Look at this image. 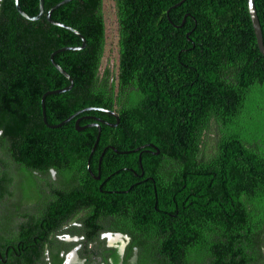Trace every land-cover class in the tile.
I'll list each match as a JSON object with an SVG mask.
<instances>
[{
	"label": "trees",
	"instance_id": "1",
	"mask_svg": "<svg viewBox=\"0 0 264 264\" xmlns=\"http://www.w3.org/2000/svg\"><path fill=\"white\" fill-rule=\"evenodd\" d=\"M61 1L45 0L44 16L31 21L15 0H0V167L27 170L36 162L22 156L45 153L55 155L48 167L65 168L61 156L91 153L96 142L97 127L78 131L72 119L54 129L43 118V95L71 84L51 54L82 45L46 18ZM181 1L115 0L116 76L101 70L104 0L58 8L52 18L87 45L55 56L74 86L47 97V121L88 107L118 115L99 114L108 124L96 152L110 145L135 152V162L143 155L153 181L140 189L147 235L135 243L147 258L151 250L149 264H264V56L248 0L174 7ZM20 3L39 13L40 0ZM255 3L264 36V0ZM126 162L122 156L117 167Z\"/></svg>",
	"mask_w": 264,
	"mask_h": 264
},
{
	"label": "flooded vegetation",
	"instance_id": "2",
	"mask_svg": "<svg viewBox=\"0 0 264 264\" xmlns=\"http://www.w3.org/2000/svg\"><path fill=\"white\" fill-rule=\"evenodd\" d=\"M102 109L73 119L86 129L107 124ZM112 147L61 156L65 168L48 167L55 155L45 153L22 156L36 162L27 170L0 167V264H149L151 250L147 258L135 242L147 235L140 189L153 177L142 153L135 162V152Z\"/></svg>",
	"mask_w": 264,
	"mask_h": 264
},
{
	"label": "water",
	"instance_id": "3",
	"mask_svg": "<svg viewBox=\"0 0 264 264\" xmlns=\"http://www.w3.org/2000/svg\"><path fill=\"white\" fill-rule=\"evenodd\" d=\"M73 0H62L61 2L57 3L56 5H54L47 13H46V18L47 20L53 24V25H56V26H60V27H64V28H67L69 30H71L72 32H74L77 36H79L82 40V45L81 46H68V47H63V48H60L56 51H54L52 54H51V62L52 64L64 75L68 78V80L70 81V86L66 87V88H62V89H58V90H52V91H48L46 92L43 97H42V109H43V118H44V122L50 127V128H59V127H62L65 123L69 122L70 120H72L75 116L72 115L71 117L67 118L65 121H63L62 123L60 124H57V125H51L48 123L47 121V115H46V99L49 95H54V94H61V93H64V92H67V91H70L73 86H74V80L73 78L67 73V71L65 69H63L55 60V56L61 52H65V51H78V50H82L86 47L87 45V40L86 38L84 37V35L79 32L77 29H75L74 27H71L65 23H62V22H58L56 20H54L52 18V15L53 13L60 7H62L63 5L71 2ZM186 0H183L181 1L180 3H178L176 6L174 7H177L179 5H181L182 3H184ZM256 0H248V7H249V12H250V16H251V20H252V23H253V28H254V31H255V35H256V38H257V43H258V47H259V50L260 52L263 54L264 56V36H263V30H262V26H261V23H260V19H259V15H258V11H257V7H256V3H255ZM16 2V8H17V11L26 19L28 20H31V21H36V20H39L41 19L44 14H45V0H40V9H39V13L36 15V16H33V15H30L28 13H26L24 11V9L22 8L21 6V3H20V0H15ZM170 12V10L168 11V13ZM102 111L104 112H107L109 114H111L112 116L116 117L118 121H120L118 115L113 112V111H110V110H105V109H102ZM108 124V123H107ZM112 125V124H111ZM99 132H98V136H97V139H96V142L94 144V147L92 149V153L96 150V148L98 147V144L100 142V137H101V134H102V128L100 125H95ZM112 126H115V125H112ZM76 129L78 131H82L84 129H86V127H82L80 126V122L79 121H76ZM114 150L115 148L112 147ZM159 154V152L157 153Z\"/></svg>",
	"mask_w": 264,
	"mask_h": 264
},
{
	"label": "rangeland",
	"instance_id": "4",
	"mask_svg": "<svg viewBox=\"0 0 264 264\" xmlns=\"http://www.w3.org/2000/svg\"><path fill=\"white\" fill-rule=\"evenodd\" d=\"M104 11L106 18V49L102 60L101 70L110 67L113 74L117 75L119 60V36L118 23L115 9V0H104Z\"/></svg>",
	"mask_w": 264,
	"mask_h": 264
}]
</instances>
